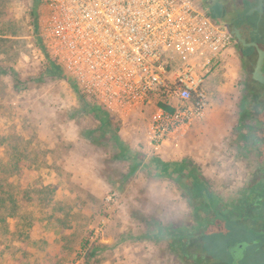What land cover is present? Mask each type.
Masks as SVG:
<instances>
[{
	"label": "rangeland",
	"instance_id": "rangeland-1",
	"mask_svg": "<svg viewBox=\"0 0 264 264\" xmlns=\"http://www.w3.org/2000/svg\"><path fill=\"white\" fill-rule=\"evenodd\" d=\"M194 1L210 7L208 0ZM40 10L38 0H0V136L39 166L24 167L32 185L14 183V190L30 191L40 204L35 210L30 200L22 204L28 222L34 220L27 228L9 220L0 264H184L172 254L171 229L188 227L192 234L175 245L190 242L196 254V225L204 214L194 213L172 182L150 177L141 165L132 169L120 151L129 150L142 164L151 156L190 158L229 213L239 173L263 146L251 138L260 134L250 132L264 120L253 110L264 103L256 96L262 88L250 84L256 57L242 68L236 53L226 54L204 83L205 116L177 143L153 150L147 138L150 111L121 118L105 109L95 112L90 96L80 102L69 76L39 42ZM40 186L52 193H33Z\"/></svg>",
	"mask_w": 264,
	"mask_h": 264
},
{
	"label": "built area",
	"instance_id": "built-area-1",
	"mask_svg": "<svg viewBox=\"0 0 264 264\" xmlns=\"http://www.w3.org/2000/svg\"><path fill=\"white\" fill-rule=\"evenodd\" d=\"M45 53L105 110L150 111L149 146L177 143L206 114L207 77L232 51L194 0H41Z\"/></svg>",
	"mask_w": 264,
	"mask_h": 264
},
{
	"label": "flooded vegetation",
	"instance_id": "flooded-vegetation-1",
	"mask_svg": "<svg viewBox=\"0 0 264 264\" xmlns=\"http://www.w3.org/2000/svg\"><path fill=\"white\" fill-rule=\"evenodd\" d=\"M210 7L206 8L215 21L228 26L232 38V51L239 56L241 67L249 65L257 51L251 46L256 43L264 50V6L259 11L260 0H208ZM264 4V0L262 2ZM239 32L245 44L237 42L235 37ZM255 65V62H254ZM253 65V68H254ZM251 85H257L262 91L256 94L264 98V82L252 79ZM264 76V60L262 66ZM257 115L264 117V103L254 105ZM260 117V116H259ZM257 127L250 129L251 133H259L251 138L253 143L260 142L259 150L251 154V166L239 173L238 189L231 208L226 215L219 211L200 217L196 227L199 228L198 253H193L191 243L185 242L177 247L175 242L182 243L185 236L192 234L188 227L171 229L172 254L184 264H264V120L257 122ZM221 210V208H220ZM219 221L220 225L216 224ZM224 224V231L216 232ZM195 227V228H196ZM171 228V227H170ZM209 229L211 231H209ZM214 229V231L212 230ZM223 229V228H222ZM220 234H225L221 246H217Z\"/></svg>",
	"mask_w": 264,
	"mask_h": 264
},
{
	"label": "trees",
	"instance_id": "trees-1",
	"mask_svg": "<svg viewBox=\"0 0 264 264\" xmlns=\"http://www.w3.org/2000/svg\"><path fill=\"white\" fill-rule=\"evenodd\" d=\"M41 5V0H38ZM35 15H33L32 24L34 29ZM40 42V41H39ZM71 85L74 91L79 96L80 102H84L85 94L77 88L76 84L71 80ZM91 103L95 112H103L104 107L99 105L95 100ZM0 147H2V156L0 157V244L5 243L8 245L9 233V220H17V226L27 228L29 224H32L34 220L29 221L30 214L27 209L22 207V204L27 200H30L29 205L35 210L37 205V197L32 199L26 189L14 190V183H19L25 186H31L29 182L25 181V173L23 172L24 167L34 166L37 169L39 166L32 161L31 158L24 154V150L14 144L9 137L0 136ZM131 164V168L135 169L137 166H143V170L154 179H162L172 182L184 195V197L191 204L194 213L210 215L219 211H224L220 204L221 199L212 194L209 189L208 182L201 172L200 167L190 158H182L179 160L165 161L158 156L149 157L144 164L138 159L136 155L132 154L127 149L120 151ZM144 159V158H143ZM48 186H40L39 189H34L33 193L42 194L49 196L52 192H49ZM49 190V191H48ZM45 198V197H44ZM42 200L43 198L38 197ZM50 201L49 198L45 199ZM220 207L221 210H220ZM23 241V240H22ZM88 245V240L83 239L81 247L85 249ZM92 255V254H91Z\"/></svg>",
	"mask_w": 264,
	"mask_h": 264
},
{
	"label": "water",
	"instance_id": "water-1",
	"mask_svg": "<svg viewBox=\"0 0 264 264\" xmlns=\"http://www.w3.org/2000/svg\"><path fill=\"white\" fill-rule=\"evenodd\" d=\"M262 2H263V0H260L258 3L259 11H261L262 7L264 6ZM226 28H227L226 29L227 32H229L228 26ZM235 37L238 39L237 42H241L242 44L247 45V44H245L244 39H242L240 37L239 32L236 33ZM250 45L253 46L257 51V59L255 61V65L253 68L252 79L255 81H258L260 83H263L264 82V76H263L262 66H263V60H264V50L260 49L256 43H251Z\"/></svg>",
	"mask_w": 264,
	"mask_h": 264
},
{
	"label": "crops",
	"instance_id": "crops-1",
	"mask_svg": "<svg viewBox=\"0 0 264 264\" xmlns=\"http://www.w3.org/2000/svg\"><path fill=\"white\" fill-rule=\"evenodd\" d=\"M229 54V53H228Z\"/></svg>",
	"mask_w": 264,
	"mask_h": 264
}]
</instances>
